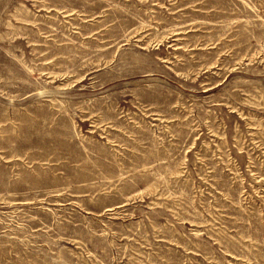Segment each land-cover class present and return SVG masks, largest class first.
<instances>
[{
  "label": "rangeland",
  "instance_id": "374dc122",
  "mask_svg": "<svg viewBox=\"0 0 264 264\" xmlns=\"http://www.w3.org/2000/svg\"><path fill=\"white\" fill-rule=\"evenodd\" d=\"M0 264H264V0H0Z\"/></svg>",
  "mask_w": 264,
  "mask_h": 264
}]
</instances>
